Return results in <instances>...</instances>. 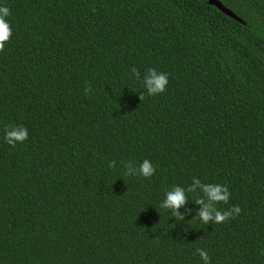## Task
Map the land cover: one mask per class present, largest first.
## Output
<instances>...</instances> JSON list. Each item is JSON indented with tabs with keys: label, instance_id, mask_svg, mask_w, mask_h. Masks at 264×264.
Instances as JSON below:
<instances>
[{
	"label": "trees",
	"instance_id": "16d2710c",
	"mask_svg": "<svg viewBox=\"0 0 264 264\" xmlns=\"http://www.w3.org/2000/svg\"><path fill=\"white\" fill-rule=\"evenodd\" d=\"M217 1L241 23L205 0H0V264H264V0ZM193 178L240 213L192 219L199 189L183 221L160 208Z\"/></svg>",
	"mask_w": 264,
	"mask_h": 264
},
{
	"label": "clouds",
	"instance_id": "9594fccd",
	"mask_svg": "<svg viewBox=\"0 0 264 264\" xmlns=\"http://www.w3.org/2000/svg\"><path fill=\"white\" fill-rule=\"evenodd\" d=\"M10 15V9L7 6H0V51L4 50L5 44L10 40L12 29L6 21V17ZM132 74L139 79L138 70L133 67ZM168 84L167 73H158L155 69L149 68L143 79V86L148 96H155L165 91ZM86 92L91 91L90 88L85 89ZM144 98V94H140V99ZM28 138L27 129L23 126L10 127L5 129L4 140L7 144L15 147L17 143H23ZM109 167H115V161L109 163ZM126 176H140L145 179L151 177L155 173L152 163L145 159L138 166H134L131 162L124 164ZM197 189L203 194L195 201L196 205H200L199 210L192 219L199 220L207 225L210 222L223 223L229 218H233L239 214L241 209L239 206H233L227 211H220L216 205L218 203H227L229 192L225 186L219 184H203L199 178H193L192 184L185 189L182 186L175 185L171 190L165 193V198L160 203V208L171 212L177 221H183L185 215L178 210L188 204L186 193H196ZM197 254L203 261V264H210V258L204 249L197 248ZM264 255V251L261 252Z\"/></svg>",
	"mask_w": 264,
	"mask_h": 264
},
{
	"label": "water",
	"instance_id": "95a60500",
	"mask_svg": "<svg viewBox=\"0 0 264 264\" xmlns=\"http://www.w3.org/2000/svg\"><path fill=\"white\" fill-rule=\"evenodd\" d=\"M205 1L207 5L213 6L215 9H217L219 12H221L225 16L241 23L240 19L237 18L231 11L223 7L219 1L217 0H205Z\"/></svg>",
	"mask_w": 264,
	"mask_h": 264
}]
</instances>
